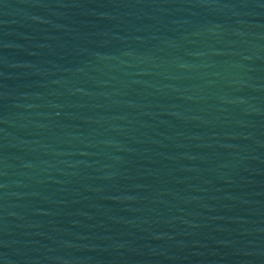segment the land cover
Here are the masks:
<instances>
[{"label":"water","instance_id":"water-1","mask_svg":"<svg viewBox=\"0 0 264 264\" xmlns=\"http://www.w3.org/2000/svg\"><path fill=\"white\" fill-rule=\"evenodd\" d=\"M0 264H264V0H0Z\"/></svg>","mask_w":264,"mask_h":264}]
</instances>
